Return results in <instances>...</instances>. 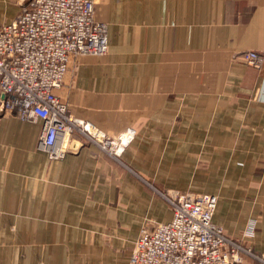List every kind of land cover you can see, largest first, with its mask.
I'll return each instance as SVG.
<instances>
[{
	"label": "crops",
	"instance_id": "obj_1",
	"mask_svg": "<svg viewBox=\"0 0 264 264\" xmlns=\"http://www.w3.org/2000/svg\"><path fill=\"white\" fill-rule=\"evenodd\" d=\"M23 2L0 0V23ZM94 17L107 52L75 58L57 94L127 141L113 157L70 137L49 159L40 123L3 117L0 264H128L140 230L171 219L157 191L172 190L216 194L213 221L264 252V61L239 60L264 51V0H99Z\"/></svg>",
	"mask_w": 264,
	"mask_h": 264
},
{
	"label": "built area",
	"instance_id": "obj_2",
	"mask_svg": "<svg viewBox=\"0 0 264 264\" xmlns=\"http://www.w3.org/2000/svg\"><path fill=\"white\" fill-rule=\"evenodd\" d=\"M98 1L24 0L10 21L0 23V120L40 123L38 148L49 159L73 150L70 137L86 139L113 157L127 141L73 117L57 94L75 58L107 52V26L94 17ZM239 60L260 68L264 51H242ZM165 198L171 219L140 230L128 264H232L241 261V253L264 264V252L229 239L213 221L215 194L172 190Z\"/></svg>",
	"mask_w": 264,
	"mask_h": 264
},
{
	"label": "rangeland",
	"instance_id": "obj_3",
	"mask_svg": "<svg viewBox=\"0 0 264 264\" xmlns=\"http://www.w3.org/2000/svg\"><path fill=\"white\" fill-rule=\"evenodd\" d=\"M8 8H9L10 11L13 10V6H11V5H9ZM186 192H190V191H186ZM191 192H192V191H191ZM157 193L160 194V195H162V196L165 198V197H166V193H167V191H164V192H163V191H161V192L159 191V192H157ZM195 193H196V192H195ZM200 193H204V192H200ZM215 195H216V194H215ZM138 235H139V234H138Z\"/></svg>",
	"mask_w": 264,
	"mask_h": 264
}]
</instances>
